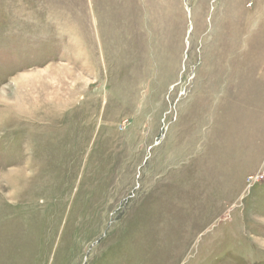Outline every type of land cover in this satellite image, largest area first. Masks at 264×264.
Here are the masks:
<instances>
[{
	"label": "rangeland",
	"instance_id": "374dc122",
	"mask_svg": "<svg viewBox=\"0 0 264 264\" xmlns=\"http://www.w3.org/2000/svg\"><path fill=\"white\" fill-rule=\"evenodd\" d=\"M0 264H264V0H0Z\"/></svg>",
	"mask_w": 264,
	"mask_h": 264
}]
</instances>
